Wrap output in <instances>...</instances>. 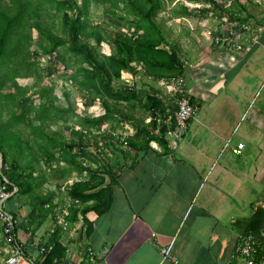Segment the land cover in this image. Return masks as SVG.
Masks as SVG:
<instances>
[{
	"label": "crops",
	"instance_id": "crops-1",
	"mask_svg": "<svg viewBox=\"0 0 264 264\" xmlns=\"http://www.w3.org/2000/svg\"><path fill=\"white\" fill-rule=\"evenodd\" d=\"M216 1L217 5L184 0L177 13H166L167 18L158 21L167 40L180 49L186 66V92L200 106L184 139L175 142L169 132L172 152L167 154L155 141L145 151L126 149L129 154L116 170L113 206L102 216L90 215L91 234H84L83 219L73 222L68 216V186L76 179H88L89 172L80 173L73 162L55 163L53 171L46 169L40 189L51 197L46 204L50 212L39 224L18 228L17 239L25 252L23 264H42L41 248L57 231L67 252L53 264L232 263L238 237L235 221L264 206V0ZM197 4L200 9L192 7ZM231 12L255 26L258 41L252 51L213 45L212 37L227 28L223 18ZM124 77L127 83L155 87L169 102L172 99L165 80L154 81L141 71L137 76L125 73ZM69 117L71 122L73 117ZM62 124V120L55 124L56 129ZM110 132L129 138L136 130L127 122L116 128L105 125L95 132L100 147L105 146ZM71 135L65 130L67 140ZM90 137L83 139L81 160L85 165L90 162L88 150L105 156L91 145ZM240 144H244L241 149ZM41 159L46 168L43 155ZM39 202V198L25 195L6 205L18 211L19 223L27 224ZM168 247L178 263L163 260L161 249ZM11 249L12 243L0 230V263ZM103 251L107 253L100 261L91 257Z\"/></svg>",
	"mask_w": 264,
	"mask_h": 264
},
{
	"label": "trees",
	"instance_id": "trees-1",
	"mask_svg": "<svg viewBox=\"0 0 264 264\" xmlns=\"http://www.w3.org/2000/svg\"><path fill=\"white\" fill-rule=\"evenodd\" d=\"M103 1L108 3L106 10L115 24L113 30L105 29L91 19L90 0H0V179L8 181V189L13 193L7 200L9 205L15 198L21 200L25 195L33 200L40 199L27 224L19 223L18 211L12 205H6L15 221L14 235L18 244L20 225L27 228L33 223L39 224L50 212L46 204L51 202V197L42 194L40 188L44 185L46 169L52 170L55 163L59 166L61 162H73L80 173L89 172L88 179H76L68 186V216L74 222L81 214L87 234H91L93 221L90 215L102 216L113 206L114 186L118 184L116 170L123 166L129 154L123 144L138 152L148 150L155 141L163 148V154L172 152L167 139L172 127L167 120L174 114L176 106L171 104L172 111L168 112V105L157 88H138L123 78L124 73L137 76L140 71L154 81L185 76L186 66L180 49L167 40L157 21L164 9V1ZM203 1L217 5L216 0ZM183 13L191 14L190 11ZM34 30L37 31L36 38ZM35 44L38 49H33ZM103 45L110 47L109 54L101 53ZM43 55L50 61L48 74L60 73V65L72 70L67 78L81 92L89 94L86 106L100 101L104 114L80 117L72 102L68 107L57 105L59 99L54 86L36 89L35 85H22L20 78L42 77L40 60ZM33 90L40 98L38 103L30 94ZM64 95L70 101L67 91ZM138 105L146 116L140 120L141 125L139 119L125 110ZM158 112L161 121L157 119ZM70 115L73 117L71 122ZM147 117L152 118L151 122H145ZM60 120L63 124L54 130L53 125ZM125 122L135 127V135L123 137V140L110 132L105 137V146L100 147L95 132L105 125L116 128ZM67 129L72 133L68 140ZM26 131L31 135L29 140L25 139ZM85 135L91 136L90 143L95 149H101L100 154L111 150L112 162L103 163L104 156L88 150L90 162L85 165L81 160ZM75 149L79 152L74 154ZM41 155L45 157L46 168ZM234 225L238 234L251 233L259 239L257 259L264 261V206H258L249 217L237 219ZM0 230L7 237L2 223ZM59 234L60 231L55 232L41 248L42 264H53L65 257L67 249L60 243Z\"/></svg>",
	"mask_w": 264,
	"mask_h": 264
},
{
	"label": "built area",
	"instance_id": "built-area-1",
	"mask_svg": "<svg viewBox=\"0 0 264 264\" xmlns=\"http://www.w3.org/2000/svg\"><path fill=\"white\" fill-rule=\"evenodd\" d=\"M231 1L233 2L234 0ZM194 7L195 9L201 8V6L198 4ZM223 21L226 22L227 28L220 30L212 37L211 40L213 45L238 52L252 51L253 47L258 41L255 34L257 30L253 23L238 17L232 18L229 14H225ZM124 74L123 78L125 79ZM165 84L168 85L169 93L172 95L171 102H169L164 97V95L161 96L168 105L167 111L171 113V104L176 106L173 117L169 116L167 120L168 125L172 127L170 130V135L175 142H179L184 139L187 131L189 130L191 121L199 113L200 106L198 103H193L190 98L191 96L187 94L184 76L173 78L170 81H166ZM129 85L133 84L129 82ZM157 119L159 121L163 120L159 112ZM151 120V117L147 118V122H151ZM243 147L244 144L239 145V149ZM8 185V181H3L0 179V221L4 225V232L7 235L8 240L10 243H12V249L10 255L0 264H23L25 258L24 249L21 244L16 243L17 240L15 239L16 237L14 235L15 221L12 217V214L6 207L7 200L13 195V193L9 191ZM76 203L80 205L78 200ZM80 207H82V205ZM79 217L83 219L81 214ZM82 228L84 234L86 235V225ZM259 246V239L255 235L251 233L238 234L236 250L231 264H263L264 261H259L257 259ZM171 249L172 247L161 249L163 260L170 259L178 263L177 258L171 255ZM106 253L107 251H103L101 254L95 256L92 255L91 257L100 261Z\"/></svg>",
	"mask_w": 264,
	"mask_h": 264
},
{
	"label": "rangeland",
	"instance_id": "rangeland-1",
	"mask_svg": "<svg viewBox=\"0 0 264 264\" xmlns=\"http://www.w3.org/2000/svg\"><path fill=\"white\" fill-rule=\"evenodd\" d=\"M164 1V9L160 13V15L157 17V21H163L167 18L166 13H177V11L182 7V3L184 0H163ZM81 2V0H79ZM108 3H105L103 0H90V13H91V19L97 23L102 25L105 29L113 30L115 27V24L112 23V18L107 12L106 5ZM194 7V6H192ZM118 13H122L119 11ZM58 21V20H57ZM117 29V28H115ZM34 37H37V31L34 30ZM33 49H38L37 45L35 44ZM101 53L109 54L110 53V47L108 45H103L100 48ZM40 66L42 68V77L41 78H20L19 82L22 85H30L37 89L41 86H54L55 88V94L58 97L57 105H60V107H68L69 102H72L74 104L75 112L78 116H83L85 113H89V110L92 109L91 115H95L96 113H104V108L101 105L100 101H97L93 104L91 107L86 106L87 99L89 98V94L85 92H81L68 78L70 74L72 73V70H66L64 69L63 65H60V73L50 75L48 74L47 67L49 66V58L48 56L43 55L40 60ZM68 77V78H67ZM140 78V76H139ZM138 85L141 87L142 81L141 78L138 79ZM35 90L31 91L30 94L33 96V99L38 103L40 101V98L37 94H34ZM67 91L70 94V101L66 98L64 95V92ZM126 112L130 113L133 117L139 119L138 124H142L140 120L145 118L144 111L139 108V105L135 108H125ZM148 123L147 121H145ZM53 128H57L55 124L53 125ZM31 138V135L29 131L25 132V139L29 140ZM237 142V141H234ZM125 146V147H124ZM127 146V147H126ZM95 147V146H94ZM93 147V148H94ZM102 147V146H101ZM24 148H26L24 146ZM124 149H128V144H123ZM129 150V149H128ZM109 151L107 150L106 153H104L105 159L103 160V163L112 162L110 159ZM108 155V156H107Z\"/></svg>",
	"mask_w": 264,
	"mask_h": 264
},
{
	"label": "water",
	"instance_id": "water-1",
	"mask_svg": "<svg viewBox=\"0 0 264 264\" xmlns=\"http://www.w3.org/2000/svg\"><path fill=\"white\" fill-rule=\"evenodd\" d=\"M13 217V216H12ZM263 264H264V262H263Z\"/></svg>",
	"mask_w": 264,
	"mask_h": 264
}]
</instances>
